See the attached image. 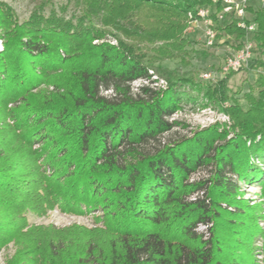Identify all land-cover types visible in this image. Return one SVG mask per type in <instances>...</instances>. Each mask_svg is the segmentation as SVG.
I'll use <instances>...</instances> for the list:
<instances>
[{
	"label": "trees",
	"instance_id": "1",
	"mask_svg": "<svg viewBox=\"0 0 264 264\" xmlns=\"http://www.w3.org/2000/svg\"><path fill=\"white\" fill-rule=\"evenodd\" d=\"M68 1L79 15L67 17L65 5L44 14L41 6L22 21L0 2V118L15 120L0 125V211L20 216L30 201L37 209L97 210L119 228L120 248L102 264H255L264 232L236 195L246 184L264 196V9L248 8L258 56L244 107L227 78L204 85L172 70L164 88L132 91L137 79L154 82L149 71L157 61L189 64L188 14L212 0ZM215 28L241 46L245 31L234 19ZM60 69H70L76 83L67 106L31 107V90ZM193 89L224 111L230 126L216 121L162 143L163 133L181 125L170 117ZM8 102L30 106L32 116H15L19 107L8 109ZM34 144L36 155L29 153ZM200 168L210 177L189 181ZM188 194L196 197L186 200ZM9 215H0V242L9 236L12 225L2 220Z\"/></svg>",
	"mask_w": 264,
	"mask_h": 264
},
{
	"label": "rangeland",
	"instance_id": "2",
	"mask_svg": "<svg viewBox=\"0 0 264 264\" xmlns=\"http://www.w3.org/2000/svg\"><path fill=\"white\" fill-rule=\"evenodd\" d=\"M0 2L10 7L20 21L25 20L30 12L41 6H43L44 14H47L50 8L59 10L64 5L66 6L65 15L67 17L81 13V9L73 1L68 0H0ZM253 2L257 3V1ZM209 4H212V2L202 6ZM217 32L216 42L213 45H207L201 25L193 24L189 19L186 20L183 36L190 41V44L186 46L190 53L189 64L184 65L178 59H167L154 63L150 67V71L157 78H163L165 81L166 73L170 70L181 75L191 73L195 82L204 85H214L217 81L227 78L231 92L245 107L246 101L242 95L248 91L249 85L253 83L254 79V73L250 67L251 63L242 69L230 71L224 75L218 74L216 78L211 80L202 78L204 72L213 71L217 73L224 58L236 49V42L221 34L220 30H217ZM97 41L94 40V43ZM106 41L116 43V40L111 37H107ZM1 46L2 42L0 40V49ZM257 56L258 52L255 49L253 57L256 58ZM69 71L70 69H60L48 72L40 85L31 90L30 106H45L50 102L56 106H67L66 104L69 103L70 97L75 91L76 84ZM135 84L137 85V82ZM132 91H135L133 87ZM187 92L192 100H182L174 115V118L180 121L181 125L163 133L161 136L162 143L190 136L194 131L207 127L216 121L227 127L230 126L229 116L214 102H210L203 91L198 93L196 89H193ZM101 93L108 96L111 91L103 90ZM15 104V102L6 104L8 109L19 107V112L15 116L30 115V109H28L30 106L26 108L18 102V105ZM227 105H229V102L224 104V106ZM14 121L12 116L6 117L5 120L0 118V125L10 123L14 125ZM25 121H27V118H25ZM37 147H39L38 144L32 145L29 153L31 151L36 155V151L40 150ZM46 172L49 173V170ZM209 177V170L200 168L190 176L189 181L206 180ZM241 191L244 193L241 195L240 192L236 195L237 202L242 199L248 202L249 207H253L255 213L250 214V216L254 217L259 229L264 232V196L261 189L256 185L244 184L241 186ZM31 196L32 194L26 195L28 200H31ZM195 197L196 194H188L186 200ZM30 202L28 205L24 203L20 206V216L14 214V212L9 215V212L0 211L1 216L9 215L2 219L3 222L12 225L9 229V236H4L0 242L2 244L0 245V264H88V262L89 264H102L103 261L109 259L107 258L109 255H114L119 250V228L115 227L114 221L107 218L108 216H105L104 220V217L97 210L91 214H79L60 210L59 207L37 209L34 208L36 203L30 204ZM18 217L22 225L17 227ZM226 229L228 228L223 229L221 233L227 234ZM203 232H205V229L201 228L200 233ZM261 237H258L255 242L257 248L253 256L255 264H264Z\"/></svg>",
	"mask_w": 264,
	"mask_h": 264
},
{
	"label": "built area",
	"instance_id": "3",
	"mask_svg": "<svg viewBox=\"0 0 264 264\" xmlns=\"http://www.w3.org/2000/svg\"><path fill=\"white\" fill-rule=\"evenodd\" d=\"M253 1H257L254 3ZM219 4V8L218 5ZM249 7H258L264 9V0H212V4L207 6H200L197 8L195 14L189 13L188 19L193 24H200L205 36V42L207 45H213L217 39L216 22H223L225 20L234 19L236 26L245 31V35L242 38L241 46L234 49L229 53L220 65L219 71L204 72L202 78L211 80L216 76L224 75L230 71H236L247 66L253 60V52L255 45L251 39V35L256 31V24L251 20L248 11ZM154 82H148L147 79L140 78L132 83L133 89H137L140 85H149L151 87H162L166 85V81L162 78H157L152 71H149ZM137 82V85L135 84ZM175 113L170 117L174 118ZM205 229L204 234H207L208 226L206 224H200L198 227Z\"/></svg>",
	"mask_w": 264,
	"mask_h": 264
}]
</instances>
